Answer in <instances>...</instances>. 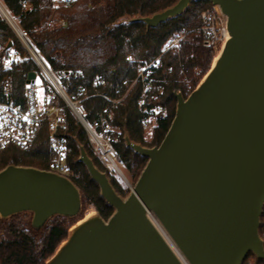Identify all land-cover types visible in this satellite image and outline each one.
Masks as SVG:
<instances>
[{
  "label": "water",
  "instance_id": "water-1",
  "mask_svg": "<svg viewBox=\"0 0 264 264\" xmlns=\"http://www.w3.org/2000/svg\"><path fill=\"white\" fill-rule=\"evenodd\" d=\"M141 17L147 27L191 2ZM226 17L227 39L190 94L175 93L172 122L158 146L124 136L147 158L122 199L79 146V160L113 207L107 220L87 216L44 264H182L147 216L162 224L189 264L264 259L258 226L264 203V0H206ZM11 45H8V48ZM27 81L36 78L27 73ZM80 192L65 176L7 165L0 170V218L29 212L40 228L51 216L74 217Z\"/></svg>",
  "mask_w": 264,
  "mask_h": 264
},
{
  "label": "trees",
  "instance_id": "trees-1",
  "mask_svg": "<svg viewBox=\"0 0 264 264\" xmlns=\"http://www.w3.org/2000/svg\"><path fill=\"white\" fill-rule=\"evenodd\" d=\"M64 1L57 8L50 9L46 0H2L7 10L17 17L20 27L47 60L68 93L75 92L76 86L80 84L90 85L99 74L118 84L119 96L123 97L113 109L111 122L116 138L113 146L122 165L136 179L147 158L127 146L124 136L142 147L158 146L175 113L174 91L178 90L183 98L187 97L207 72L216 54L211 47L204 45L198 27L201 12L210 7L211 3L206 0L191 2L182 13L158 23L156 27H147L140 20L141 17L163 11L177 0H108L111 11L107 14L101 9H93V0H71L67 5ZM59 18L65 24L59 27L51 25ZM176 34L181 36L178 51L163 53L157 68L151 73L154 85L161 88L157 104L163 106V112L153 118L154 124L146 137L142 121L144 113L137 104L141 89L134 82L124 95L126 86L136 76V62L155 60L161 46ZM9 44L11 46L8 48ZM11 50L16 58L8 68H4V57ZM59 51L61 55L58 58L55 53ZM127 55L133 56L136 62H129ZM30 71L37 74L35 64L27 58L21 43L0 17V77H9L14 96L22 98L27 73ZM98 88L105 92L110 90L101 86ZM44 91L49 93L47 87ZM101 102L99 97L84 100L87 122L93 123ZM50 103L63 105L58 97L50 99ZM63 111L67 123L64 136L68 177L80 192L81 208L92 205L99 216L107 220L113 207L104 201L96 182L90 178L79 160V146L84 148L94 166L106 174L119 196L121 188L114 178L108 176L95 154H92L81 124L76 122L67 107L63 106ZM51 157L47 125L43 123L29 150L22 151L13 147L0 151V170L7 165L46 170ZM81 208L74 217L51 216L37 229L28 221L31 215L29 212L0 218V264H44L67 237L68 229L80 220ZM258 231L264 247V203ZM240 264H264V259H258L249 252Z\"/></svg>",
  "mask_w": 264,
  "mask_h": 264
},
{
  "label": "built area",
  "instance_id": "built-area-1",
  "mask_svg": "<svg viewBox=\"0 0 264 264\" xmlns=\"http://www.w3.org/2000/svg\"><path fill=\"white\" fill-rule=\"evenodd\" d=\"M71 0H65L67 5ZM0 17L11 28L18 42L24 48L27 58L36 66L37 74L34 80L27 81L23 88L22 98L11 92L8 76L0 77V151L8 148L29 150L41 125H47L48 147L51 152L48 171L69 179L66 165V139L64 130L67 127L63 106L67 107L76 122L80 123L88 139L92 154H95L106 170H115L121 177L119 170L122 161L114 149L115 128L111 122L113 109L118 106L123 97L119 96L118 84L102 75H96L88 86L78 85L75 92L68 93L57 75L53 72L47 60L30 40L28 34L20 27L17 17L8 11L0 0ZM198 31L204 45L211 47L215 54L220 52L226 38V17L215 5L204 8L200 14ZM179 34L173 35L160 48V53L151 62H136L133 56L127 55L129 62H136V76L130 83L137 82L140 97L137 101L144 113L143 124L153 126V118L163 112V106L157 104L161 88L154 85L153 69L158 66L161 55L167 51H178L180 46ZM16 55L11 50L4 57V68H8ZM143 69V71H141ZM40 77L37 83V77ZM98 86L110 89L108 92L100 90ZM47 87L49 93L44 91ZM175 94V92H174ZM58 97L63 101L62 106L50 103V99ZM101 98V108L97 111L93 123L85 119L86 108L83 104L88 98ZM130 188H132L130 186Z\"/></svg>",
  "mask_w": 264,
  "mask_h": 264
},
{
  "label": "rangeland",
  "instance_id": "rangeland-1",
  "mask_svg": "<svg viewBox=\"0 0 264 264\" xmlns=\"http://www.w3.org/2000/svg\"><path fill=\"white\" fill-rule=\"evenodd\" d=\"M62 2V0H46V5L47 6H50V9H55V8H57L59 5H60V3ZM91 7L93 8V9H101V10H103V12L105 13V14H107V13H109L110 11H111V3L108 1V0H93L92 2H91ZM62 24H65V22L63 21V19L62 18H59L58 19V21L57 22H53V24H51V25H53V26H56V27H59V25H62ZM57 56H58V58L60 57V55H61V53H60V51L59 52H56L55 53ZM214 59V58H213ZM212 62H213V60H212ZM212 62H211V64H212ZM210 64V65H211ZM37 79L38 80H40V77H39V75H38V77H37ZM202 79V78H201ZM200 79V80H201ZM199 80V81H200ZM198 81V82H199ZM130 86H131V84H128L127 86H126V90H125V93H124V95L128 92V90H129V88H130ZM175 93H180L178 90H175L174 91ZM191 92V91H190ZM190 94V93H189ZM186 98V97H185ZM175 103H176V101H175ZM175 107H176V105H175ZM145 128V136L146 137H148L149 136V134H150V131H151V129H152V127H151V122H150V125L148 126H146V127H144ZM119 170H121V173H122V175L124 176V178L123 177H121L115 170H113V169H111V170H107V174H108V176H110V177H112V178H114V180L117 182V184H118V186H120V188H121V195H120V197L122 198V199H125L127 196H128V194L130 193V186L131 187H133V185H134V183H135V181L137 180V178L136 179H134L133 178V176L131 175V173L128 171V170H126L125 169V167H124V165H121L120 167H119ZM96 214H98L97 213V211L94 209V207L92 206V205H85L84 207H82L81 208V213H80V220L79 221H77L76 223H74L71 227H73L74 225H76L78 222H80L83 218H86L87 216H91V215H96ZM20 217H22V216H20ZM25 217V216H24ZM152 218L154 219V220H156L157 221V219L156 218H154V216L152 215ZM21 219H24L23 217L21 218ZM30 219H31V215H30V218H29V220L28 221H30ZM152 220V219H151ZM152 222H153V220H152ZM158 222V221H157ZM30 223H31V221H30ZM154 223V222H153ZM159 223V222H158ZM155 225V224H154ZM161 226V225H160ZM70 227V228H71ZM69 228V229H70ZM157 228V227H156ZM161 228H162V226H161ZM68 229V230H69ZM157 230H158V228H157ZM162 230H163V232L166 234V232L164 231V229L162 228ZM159 231V230H158ZM68 232V231H67ZM159 233L161 234V232L159 231ZM164 234V235H165ZM163 235V234H162ZM163 235V236H164ZM166 235H168V234H166ZM168 237H169V235H168ZM165 238V237H164ZM170 238V237H169ZM166 239V238H165ZM65 240V239H64ZM170 240H171V238H170ZM167 241V240H166ZM172 241V240H171ZM62 242H64V241H62ZM61 242V243H62ZM168 242V241H167ZM60 243V244H61ZM172 243H173V241H172ZM169 244V243H168ZM170 245V244H169ZM173 245H174V243H173ZM59 246V245H58ZM57 246V247H58ZM170 247H171V245H170ZM174 248L175 249H177L176 248V246L174 245ZM173 250V249H172ZM175 252V251H174ZM177 255V257H179V259L181 260V262H182V264H188V262L186 261V259H185V257L183 256V254L181 253V251L178 249V254H176ZM181 257H183V259H184V261L182 260V258Z\"/></svg>",
  "mask_w": 264,
  "mask_h": 264
},
{
  "label": "bare ground",
  "instance_id": "bare-ground-1",
  "mask_svg": "<svg viewBox=\"0 0 264 264\" xmlns=\"http://www.w3.org/2000/svg\"><path fill=\"white\" fill-rule=\"evenodd\" d=\"M215 6H216V5H215ZM216 8H217L218 10H220L218 6H216ZM226 37H227V33H226ZM218 56H219V53H217V55L214 57L213 61H214ZM152 215H153L152 212H147V216H148V218H150V220H151V219L153 220L154 223L152 222V220H151V222L153 223V225L155 224V225H154L155 228L157 227L158 230L161 232V235H162V234L164 235L165 233H164L163 230H162V228H163L162 224H161V223L159 222V220L153 215L154 218H156L157 221H158L159 223H158L156 220H154V219L152 218ZM160 225L162 226V228H161ZM157 228H156V229H157ZM163 229H164V228H163ZM158 230H157V231H158ZM159 231H158V232H159ZM164 231H165V229H164ZM165 232H166V231H165ZM159 234H160V233H159ZM166 234H168V233L166 232ZM166 234H165L164 236L162 235L163 238L165 237V238H166V239L164 238L165 241H166V240L168 241V242L166 241V243H167V244L169 243V244L171 245V247H170V245L168 244V246L170 247V249H171V250L173 249V252L175 251V252H174L175 255L178 254V247H177V246L175 245V243L173 242L177 249L174 248V245H173V243H172V241H173L172 238H171L170 235L168 234L169 237H170L171 240H172V241H171L170 238L168 237V235H166ZM179 250H180V249H179ZM180 251H181V250H180ZM181 253H182V252H181ZM176 256H177V255H176ZM183 256H184V255H183ZM177 258H179V257H177ZM181 258H182V260L184 261L183 257H181ZM185 259H186V258H185ZM179 260H180V259H179ZM186 261H187V260H186ZM180 262H181V260H180ZM187 262H188V261H187ZM181 263H182V262H181ZM188 264H189V263H188Z\"/></svg>",
  "mask_w": 264,
  "mask_h": 264
},
{
  "label": "snow or ice",
  "instance_id": "snow-or-ice-1",
  "mask_svg": "<svg viewBox=\"0 0 264 264\" xmlns=\"http://www.w3.org/2000/svg\"><path fill=\"white\" fill-rule=\"evenodd\" d=\"M141 71H143V69H141ZM37 83H39V80L37 79V81H36Z\"/></svg>",
  "mask_w": 264,
  "mask_h": 264
}]
</instances>
